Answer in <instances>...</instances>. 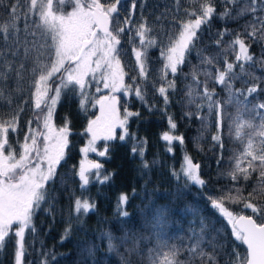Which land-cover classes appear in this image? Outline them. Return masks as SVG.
Here are the masks:
<instances>
[{
  "label": "snow or ice",
  "instance_id": "snow-or-ice-1",
  "mask_svg": "<svg viewBox=\"0 0 264 264\" xmlns=\"http://www.w3.org/2000/svg\"><path fill=\"white\" fill-rule=\"evenodd\" d=\"M119 4L120 0H55V4L54 0H10L6 6L5 12L11 17V21L0 24V34H3L5 40L13 39L14 42L10 47L0 49V101H4L11 110L13 91H21L20 82L24 73L30 71L34 77L31 83L34 92L30 98L34 97L35 120L27 121L23 142L16 141L20 145L19 149L9 140V134L19 131L18 113L23 108H19L15 115L0 117V251L4 248L6 238L12 233L15 238L14 264H24L25 232L35 231L32 226L33 215L45 200L46 185L55 176L56 167L64 159L68 146V127H56L53 123L54 109L62 91H78L81 106L85 110L88 103L86 89L95 86L99 92L101 84L113 93L123 91L125 95L134 94L143 100L145 89L149 86L148 50L156 47L161 58L159 80L162 83L159 87L151 84V87L156 88L167 104L169 89L175 90V82L167 79L168 74H177L198 38L201 26L207 24L214 15L222 20H239L245 16L249 19L243 25L242 33L225 28L217 34V47L223 46L225 54H233L235 61L228 62L226 59L223 66H218L217 57L200 54V63L204 67L198 73L194 71L192 75L197 88L202 87L203 91H197L193 97L194 89L189 85L186 95L190 98L189 103H196L198 117L205 105L208 115H214L217 131L212 140L221 149L224 146L221 129L227 121L229 136L240 145V150L232 158V171L228 175L233 181L241 176L248 180L252 172L258 171L259 183L249 193V198L264 195V102L256 103L249 99L258 90L264 91V87L257 83L259 78L256 77H252L250 84L245 81L244 88L235 89L233 86L235 80L239 79L234 71L235 67L238 65L240 73H244L246 64L256 62L250 54L252 43L264 42V0H220L222 7L218 13L216 0H174L172 7L166 5L165 11L157 17V20L171 17L175 22L172 31L165 33L161 24L158 35H149L153 32V27L143 16L134 32L121 27L120 22L110 27L114 14L118 13ZM144 5L145 0H142L141 8ZM136 7V0H132L131 8L134 10ZM172 8L176 13L182 10L184 18L178 20ZM130 15L131 13L123 21L125 26L132 23ZM20 19L24 22L23 40L17 35L21 31L18 25ZM176 24H179L178 28ZM122 34L127 35L135 56L130 83L125 82L128 73L122 64ZM225 36L231 39L226 41ZM28 62L31 63L30 68ZM260 63L264 64V59ZM200 75L205 78L203 81L198 79ZM11 80L16 83V88L12 90L8 83ZM210 83L222 87L224 98L217 96L216 88H210ZM116 102L114 95H105L96 100L100 115L88 122L86 131L91 139L88 146L81 149L83 153L95 152L94 145L98 139H115L117 127L124 130L119 139H125L128 117L134 113L125 110L126 114L121 119ZM230 107L235 109V114L229 112ZM168 122L170 129L174 130L176 123L171 117ZM34 124L36 127H33ZM162 139L169 144L174 140L183 143L182 136H174L169 132H165ZM168 150L171 151V148ZM137 151L147 168L141 145L133 146V152ZM106 152L105 146V150L98 155L104 156ZM100 168L101 164L96 162L81 163L78 175L82 187L89 183L87 173ZM199 169V164H194L190 157L185 156L180 172L174 170L172 175L177 180L183 177L196 185L204 186L206 182L201 178ZM96 175L100 179L98 171ZM107 179L104 176L101 182ZM230 192L231 190L225 189L217 198H210L211 207L226 218L231 226L235 241L246 247L243 256L235 247L231 252L225 253L228 256L226 264H264V204H254L247 199L244 201V207L251 209L259 219L236 215L225 206V200L239 202L241 197L239 190L236 196H232ZM127 200L126 195L120 197L121 204L127 203ZM93 207L87 200L76 199L73 211L77 215L81 210L87 214ZM118 212L122 217L129 216L123 208H118ZM166 212L164 208L157 209L149 222L150 226L154 229L164 228L167 223ZM192 214L197 215L195 212ZM196 223L195 220L192 222L193 225ZM70 231L69 222L65 234ZM189 232L191 235L187 237V244L182 241L174 243L161 240V233L157 232L155 247L148 249V264H219L217 248L222 246L214 237H210L207 222L200 219L199 231L190 226ZM104 236L107 238L109 251H117L114 244L116 237L111 233H105ZM148 238L125 233L120 241H130L131 247L126 249V254L121 255L122 264H132L128 257L139 255L140 241Z\"/></svg>",
  "mask_w": 264,
  "mask_h": 264
},
{
  "label": "trees",
  "instance_id": "trees-1",
  "mask_svg": "<svg viewBox=\"0 0 264 264\" xmlns=\"http://www.w3.org/2000/svg\"><path fill=\"white\" fill-rule=\"evenodd\" d=\"M9 2L10 0H2L0 3V24L11 21V17L5 12ZM141 2L142 0H136L137 7L133 10L132 0H120L117 6L118 13L114 14L110 27L120 22L121 27H127L134 32L135 26L141 22L143 16L153 27V32L149 35H158L161 24L165 33L172 31L175 22L171 17L168 19L162 17L161 20H157V17L165 11L166 5L171 8L174 0H145L143 8L140 6ZM216 7L217 13L221 11L220 0H216ZM172 11L178 20L184 18L182 10L176 13L172 8ZM130 13L132 23L125 26L123 21ZM248 19L249 17L245 16L239 20H222L214 15L207 24L201 26L194 46L186 55L185 63L179 67L175 76L168 74L167 79L175 82V90L169 89L167 104L156 88L151 87V84L159 87L162 83L159 80L162 64L159 49L150 48L147 64L149 86L145 89L144 99H138L134 94L125 95L123 91L114 93L120 118H124L125 110L134 113L128 117L125 139H119L124 130L117 127L114 132L116 138L109 141L97 140L95 152L89 151L85 154L81 149L89 139L90 134L86 129L88 122L93 120L97 113V104L91 93H88L85 110L81 106L78 91L73 92L71 89L62 91L54 109L53 123L56 127H68V146L64 159L56 167L55 176L46 185L45 200L33 215L32 226L35 231L25 232L24 264H45V260L47 264H122L121 255L126 254V249L131 247L130 241L127 243L120 241L125 233L129 236L136 234L149 237L140 241L139 255L128 257L132 264H148V249L155 247L157 232L161 233L159 237L161 240L174 243L182 241L187 244V237L191 235L190 226L196 227L199 231L200 219H204L209 225L210 237H214L222 246L217 248L219 264H226L228 256L225 253L231 252L234 247L241 256L245 254L244 245L235 241L231 226L226 218L211 207L210 198H217L225 189L231 190L230 194L236 196L239 190L240 201L225 200V206L236 215L243 214L259 219L251 209L244 207L246 199L254 204H264V195L249 198V193L259 183V172H252L248 180H244L242 176L236 181L231 179L228 174L232 171L230 166L232 158L240 150L239 143L229 136L225 121L221 129L223 149L216 145L212 140L217 131L214 115H208L205 105L198 117L197 105L188 102L190 98L186 93L189 85L194 89L193 97L197 91L201 93L203 91L202 87L197 88L192 75L194 71L198 73L200 68L204 67L200 63V54L217 57L218 66H223L226 59L228 62L235 61L233 54H225L223 46L217 47L215 43L219 38L217 34L225 28L242 33L243 25ZM23 23V19L18 21L21 31L17 35L21 40L24 37ZM176 27L178 28L179 24H176ZM122 37L120 46L122 64L128 73L125 82L130 83L135 56L127 35L122 34ZM224 39L227 41L231 37L225 36ZM13 42V39L5 40L3 34H0V49L10 47ZM250 54L256 61L254 64H246L244 73H240L238 65L234 69L239 76L233 85L235 89L244 88L245 81L250 84L252 77L259 78L257 83L264 87V64L260 63L261 59H264V42L252 43ZM28 67H31L30 62ZM136 71L138 72V68ZM33 79L30 71L24 73L20 82L21 91H13L11 110L4 101H0V117L15 115L19 108H23V111L18 113L19 131L9 134V140L17 149L20 145L16 141L23 142L27 121L35 120L34 97L30 98L34 92L31 86ZM198 79L203 81L205 78L200 75ZM8 83L10 90L16 88L15 80ZM209 87H215L217 96L224 98L225 92L221 86L210 83ZM249 99L256 103L264 102V91L258 90ZM229 112L235 114V109L230 107ZM169 117L176 123L174 130L170 129ZM165 132L182 136L183 143L178 140L171 144L164 141L162 135ZM134 145H141L143 161L147 162V168L142 163L139 151L133 152ZM105 146L106 154L98 155L100 151L105 150ZM185 156L190 157L194 164L200 165L199 174L206 182L204 186L196 185L183 177L179 180L173 177L174 170L180 172ZM84 160L99 163L101 168L90 170L87 173L89 183L82 187L78 172ZM97 171L100 179H97ZM104 176L108 179L101 182ZM122 195L128 197L125 204L120 203ZM76 199L87 200L94 207L87 214L81 210L77 215L73 211ZM118 208L126 210L129 216L122 217ZM159 208L167 210V223L162 229H154L149 222ZM193 212L197 215L194 216ZM194 220L197 221L195 225L192 224ZM69 222L71 231L66 235L65 229L69 227ZM105 233H111L116 237L114 244L117 251H109ZM14 249L15 238L10 233L3 250L0 251V264H14Z\"/></svg>",
  "mask_w": 264,
  "mask_h": 264
},
{
  "label": "rangeland",
  "instance_id": "rangeland-1",
  "mask_svg": "<svg viewBox=\"0 0 264 264\" xmlns=\"http://www.w3.org/2000/svg\"><path fill=\"white\" fill-rule=\"evenodd\" d=\"M100 88H101V91H99V92L96 91L95 86H91V87H89V88L86 89L87 96H88V93H91V95H92L91 97L94 99L95 103H96V100H98L99 98H101V97H103V96H105V95H108V96H113V95H114V93L111 92L109 89H105V88H103V85H102V84L100 85ZM114 96H115V95H114ZM96 104H97V103H96ZM99 115H100V107H99V104H97V113H96L94 119H95L97 116H99ZM94 119H93V120H94ZM90 139H91V135H89V139H88V141H89ZM98 140H99V139H98ZM88 141H87V143L84 145L83 148H85V147L88 146ZM96 143H97V141L95 142V145H96ZM95 145H94V147H95ZM87 162H88V160H87ZM87 162L84 160V163H85V164H87ZM81 163H82V162H81ZM82 201H83V200H82ZM13 227H16V226L14 225Z\"/></svg>",
  "mask_w": 264,
  "mask_h": 264
},
{
  "label": "water",
  "instance_id": "water-1",
  "mask_svg": "<svg viewBox=\"0 0 264 264\" xmlns=\"http://www.w3.org/2000/svg\"><path fill=\"white\" fill-rule=\"evenodd\" d=\"M243 215V214H242ZM245 247V246H244ZM245 249H246V247H245Z\"/></svg>",
  "mask_w": 264,
  "mask_h": 264
}]
</instances>
